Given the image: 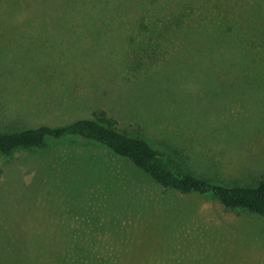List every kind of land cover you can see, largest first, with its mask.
Wrapping results in <instances>:
<instances>
[{
    "label": "rangeland",
    "instance_id": "374dc122",
    "mask_svg": "<svg viewBox=\"0 0 264 264\" xmlns=\"http://www.w3.org/2000/svg\"><path fill=\"white\" fill-rule=\"evenodd\" d=\"M175 13H155L165 18L151 27L157 44L113 11L52 27L23 17L60 14L4 24L0 13V127L105 110L197 174L260 183L264 76L234 74L229 59L219 73L183 66L185 52L202 46L186 43L184 28L167 29ZM0 238V264H264V216L167 188L106 146L75 138L0 152Z\"/></svg>",
    "mask_w": 264,
    "mask_h": 264
},
{
    "label": "trees",
    "instance_id": "16d2710c",
    "mask_svg": "<svg viewBox=\"0 0 264 264\" xmlns=\"http://www.w3.org/2000/svg\"><path fill=\"white\" fill-rule=\"evenodd\" d=\"M162 10L176 12L166 19L167 29L184 28L189 35L186 43L202 46L185 52L183 66L194 67L198 73H219L229 59L234 74L264 76V0H0V13L8 14L1 20L4 24L13 23V15L17 14L36 16L43 11L60 14L56 18L36 16L37 21L23 17L27 25L39 23L46 27L77 24L81 19L87 22L88 11L98 15L113 11L117 17L125 15L126 22L136 23V28H147L151 33V27L160 26V20L165 19L154 17ZM149 37L155 44L159 43L152 33ZM70 138L106 146L167 188L212 194L228 208L246 209L264 216V180L255 185L229 184L197 174L171 150L144 135L120 128L105 110L62 124L0 127V152L12 155L23 148L45 150L54 140Z\"/></svg>",
    "mask_w": 264,
    "mask_h": 264
}]
</instances>
